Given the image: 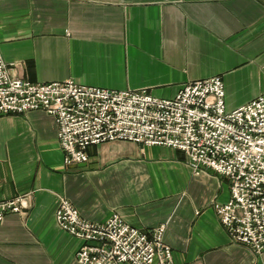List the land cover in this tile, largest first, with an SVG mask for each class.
<instances>
[{
	"label": "crops",
	"instance_id": "crops-1",
	"mask_svg": "<svg viewBox=\"0 0 264 264\" xmlns=\"http://www.w3.org/2000/svg\"><path fill=\"white\" fill-rule=\"evenodd\" d=\"M0 51L32 82L72 79L172 98L222 76L229 110L264 94V0H0ZM67 165L55 118L0 115V199L29 195L0 223V264H79L83 241L61 229L67 197L92 221L119 213L142 230L164 225L175 264H264L232 241L214 203L230 182L196 173L167 146L110 141Z\"/></svg>",
	"mask_w": 264,
	"mask_h": 264
},
{
	"label": "built area",
	"instance_id": "built-area-1",
	"mask_svg": "<svg viewBox=\"0 0 264 264\" xmlns=\"http://www.w3.org/2000/svg\"><path fill=\"white\" fill-rule=\"evenodd\" d=\"M222 76L186 83L172 98L148 89H110L72 79L32 82L12 73L0 51V115L42 110L52 115L67 165L87 163L89 147L110 141L183 151L196 173L211 169L230 182V198L215 201L235 243L264 251V94L229 110ZM29 195L0 199V223L23 214ZM59 227L81 239L79 264H175L164 225L142 230L117 212L105 221L84 217L67 197Z\"/></svg>",
	"mask_w": 264,
	"mask_h": 264
}]
</instances>
